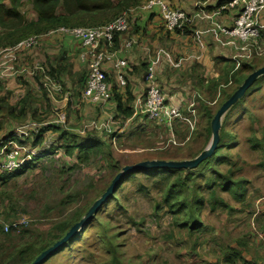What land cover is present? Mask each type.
Listing matches in <instances>:
<instances>
[{
	"label": "rangeland",
	"instance_id": "374dc122",
	"mask_svg": "<svg viewBox=\"0 0 264 264\" xmlns=\"http://www.w3.org/2000/svg\"><path fill=\"white\" fill-rule=\"evenodd\" d=\"M258 29L264 44V11L258 15ZM82 51L80 49L78 56ZM249 63L257 69L261 68L264 66V54ZM42 67L43 73L39 74L44 82L50 79L47 76L49 69L47 66ZM52 83L61 85L60 82ZM19 84L24 87L17 90L24 89V92L14 93L11 95L13 98L6 96L16 104L19 97H28L26 92L30 90V87L27 90L22 81ZM230 87L225 90L226 95L220 96L211 107L208 106L214 115L226 101L227 94L235 92L233 86ZM249 89L232 110L225 114L221 125L225 146L216 155L222 160L218 165L222 174L230 167L234 178L245 182L244 199L241 202L233 201L228 194H222L221 197L225 198L231 211L217 208L210 212L206 208L201 215L202 222L209 229L205 234L190 238L178 233L172 227L170 215L161 202L154 180L138 175L121 192L120 205L124 212H110L113 217L105 215L111 207V203L106 202L100 208L102 211L97 222L100 224L98 229H88L86 233L87 227L80 229L76 234L78 237L58 255L53 254L42 264H115L112 262L114 255L110 251L112 244L118 248L116 264H225L222 262L223 252L229 248L235 251L241 249L244 252L242 257L248 264H264V75ZM54 97L58 98L55 110L46 111V116L39 115L35 110L36 114L20 120V123H24L19 124V127H26L31 119L42 123L51 122L64 129L67 125L64 106L68 104L65 97L68 96L63 95L62 88L61 97ZM6 103L8 104L7 101ZM187 106L188 104L183 110ZM197 106L199 105L195 104L194 109ZM203 111L200 108L198 114L195 110V117L190 115V118L188 113H184L182 115L185 118H178L172 123L175 144L170 141V128L139 119L127 126L126 122L121 121L117 130L112 132L117 134L114 137L109 136L104 127L95 132L90 131L84 137L90 134L100 136L109 143L111 156L83 165L77 163L74 154H65L61 148L64 138L58 140V133L50 135L46 132V140L43 137V142L35 148L37 152H45L44 156L36 157V161L28 163L34 164L31 169H25V172L11 176L6 183L1 184L0 223L5 222L6 214L9 213L14 218L13 224H17L16 228L26 227L30 232L28 241L46 238L53 225L70 220L76 210L88 211L123 167L151 160H192L202 147L208 145H204L205 138L201 132L207 125ZM60 114L64 115V124L55 123ZM95 117L92 115L89 120L93 122ZM10 121L8 114L2 110L0 132L7 133L12 129ZM83 124L77 123L75 127H82ZM190 127H193V131L188 133V140L179 138ZM121 129L125 130L120 133ZM32 143L33 141L28 142L30 147L24 146L29 150L33 149ZM215 163L216 161H209V167L212 168ZM175 179L176 177L172 178ZM195 183L203 186V179H196ZM139 188H144L145 191L138 192ZM191 193L192 190L189 189V197ZM202 194L206 196L205 190ZM69 195L75 198L68 203L65 197ZM156 205L160 206V210L155 212Z\"/></svg>",
	"mask_w": 264,
	"mask_h": 264
},
{
	"label": "crops",
	"instance_id": "0c3cea01",
	"mask_svg": "<svg viewBox=\"0 0 264 264\" xmlns=\"http://www.w3.org/2000/svg\"><path fill=\"white\" fill-rule=\"evenodd\" d=\"M148 1L142 0L141 6L132 10L130 14L131 29L127 35L120 36L115 44L114 51H112L116 58L126 60L130 64V68L124 71L125 85L121 86L114 80L110 63L104 66L106 76H110V82L122 102H125L127 98L126 87L130 88L133 101L129 106L133 110V114L137 115L138 108L141 107L145 97V77L151 70L166 98L168 108L179 110V118H185L186 116L183 117L182 115L184 113H188V118H190L188 108L192 102L199 105L194 109L199 114L201 104L204 103L206 106L211 107L213 103L219 100L223 91L225 92L230 87L233 51L230 47L221 45L216 41L214 30L207 21H195L186 24L181 29V31L185 29L184 33H179L178 30L177 32L167 33L163 27L160 8L156 6L152 9H143L142 6ZM218 1L205 0V3L207 7L211 8ZM164 2L173 9H179L187 15H191L196 0H164ZM227 3L220 6L224 7V10L217 20L225 28L232 26L233 19L238 13L236 8L228 7ZM2 4L6 10L11 7L9 0H2ZM14 4L17 6V13L25 22L37 21L38 15L29 2L16 0ZM56 11V15H61L62 11ZM1 14H3V11L0 12V21L4 19ZM259 20H261L260 17ZM0 32H4L1 27ZM128 35L134 41V45L129 51L123 48V43ZM225 41L224 38V43ZM77 47L81 49L80 44L71 37L46 35L42 38L40 46L24 53L16 61L14 76L0 74V98H6V96L13 98L11 95L14 93L24 92V89L22 91L17 90L24 87L19 84L20 81L23 82L27 90L30 87V90L26 92L28 97H19L17 104L12 99L4 98L9 107L14 109L15 119L10 121L12 127L10 131L7 133L0 132V148L11 149L14 145L20 143L30 147L28 142L33 141L35 136L48 126H56L59 129L56 128V131L46 130L43 134L44 140H46V132H49L50 135L58 133V140H60L62 132L84 138L90 131L101 130V127L109 132V136L114 137L117 134L112 132L117 130V125L121 124V121L126 122L125 126L132 123L130 122L131 117L123 120L117 114L116 105L113 101L92 104L84 99L83 89H79L77 81L78 77H86L87 70L86 65L81 62L78 56L80 49ZM1 50L2 48H0V52ZM34 66H47L49 70H55L56 74L55 76L47 75L50 79L43 82L39 72H30ZM227 78L228 84L225 85L224 82ZM52 81L60 82L61 89L59 91L54 89L55 84ZM62 88L63 95L68 96V98L65 97V100L68 99V104L64 106V114L67 117V125L64 129L53 123L51 124V122L42 123V121L36 122L31 121V119L26 127H19V124L24 123L23 121L20 123V120L26 116H33L36 114L35 110L38 111L39 115L44 114L45 116L46 111L53 110L57 103L56 100H58L54 96L61 97ZM186 104H188V108L183 110ZM22 111L23 113L20 114ZM92 115L96 116L93 122L89 120ZM53 116L55 117L54 114ZM81 122L84 123L83 126L76 128L75 125ZM182 125L185 124L182 123ZM1 127L0 125V130ZM24 128H26L25 132L29 135L27 139L21 138V132ZM124 130L121 129L120 133ZM192 131L193 127H190L189 132ZM189 134L186 135L185 141L188 140ZM173 135L172 131L171 137ZM36 147L32 148L35 149ZM240 250L238 249L236 252L241 253V257L233 264H248L244 259L242 260L244 252Z\"/></svg>",
	"mask_w": 264,
	"mask_h": 264
},
{
	"label": "trees",
	"instance_id": "16d2710c",
	"mask_svg": "<svg viewBox=\"0 0 264 264\" xmlns=\"http://www.w3.org/2000/svg\"><path fill=\"white\" fill-rule=\"evenodd\" d=\"M9 1L11 7L6 10L4 9L2 0H0V12L3 11L1 17L4 18L0 21V27L4 29L3 33L0 32V48H2V50L13 48L23 40L34 36L46 35L48 32L61 27H101L122 16L124 13H128L129 11L139 8L142 4V0H26L32 5V9L38 15L37 21L27 23L17 13V6L14 4L16 0ZM228 1L230 2L231 0H219L214 7L210 8L205 6V9L206 11H214L219 9L221 5L227 3ZM203 2H205V0H196L195 3ZM56 10L62 11L61 15H56ZM129 31L124 34L116 33L114 35L113 45L110 48H107L106 44L102 42L103 50L109 52L114 51L113 49H115V44L120 36L127 35ZM180 31L181 30H178L179 33H184L185 29L181 32ZM130 39L133 38L128 35L125 41ZM129 68L130 64L128 69ZM256 70L257 68L255 65H252L249 62L243 63L242 67L238 71L230 74V86H233V89L236 91L248 75ZM230 71L232 72L233 68ZM246 72L248 73L245 74ZM55 74V70L50 69L48 71V75L50 76H55ZM86 79L87 71L85 78L78 77L77 83L79 85V89L84 90ZM106 82L110 88L109 101H113L116 105L117 114L122 117L123 120L130 118L133 114V110L129 106V104L133 101L130 88L128 86L126 87L127 98L125 102H122L120 96L116 94L115 88L110 82V76H107ZM224 83L225 85L228 84V78ZM249 90L250 89H248L245 94ZM232 94L233 93L227 94V98L225 100H227ZM224 95L226 94L223 91L222 96ZM200 107L204 110L203 114L207 119V125L209 124V126L206 125V127L201 131L205 138L204 145H207L211 136L210 121L213 119L214 114L204 103L201 104ZM232 108L227 112V114L232 110ZM1 109L8 114L10 119H15V116L13 115L14 109L10 108L9 105L6 104L4 98H0V111ZM22 113L23 111L20 114ZM56 128L59 129L56 126H48L47 128L41 130L35 136L32 147H36L43 142V134L46 130L50 129L52 131H56ZM188 133V130L183 132V135H179V138L185 140ZM219 136V143L210 159L204 160L197 166L196 169L192 171L151 169L131 173L125 176L121 180L111 199L108 201L111 203V207L109 208V212L105 215L113 217L112 213H121L125 211L120 205V199L122 198L121 192L126 188L128 183L134 182L138 175H144L147 178L154 180V184L160 194L161 202L166 206L167 212L170 215L172 227L176 228L178 233L186 234L190 238L205 234L209 230L208 226L201 220V215L205 209H210V212H214L217 208L228 211L230 210V207L225 202V198L221 197L222 194H228L233 201L240 202L244 199L245 194V182L234 178V173L230 167H228L223 174L220 172L221 169L218 165L222 162V160L218 159L216 155L219 150L225 146V143L223 142L222 128L220 129ZM63 138L64 143L61 148L65 151L66 155L71 156L74 154L78 164L83 165L95 159L111 156V147L109 143L103 141L102 138L96 134H90L87 137L81 138L67 132H62L60 140ZM204 148L205 147H202V149L195 154L193 159L198 156ZM209 161H216L212 168L209 167ZM33 166L34 164L25 165L23 169H20L19 171H16L15 174L11 175H8V173H1L0 176H3L0 177V186L2 183H6L11 176L15 177L20 175L25 172V169H31ZM173 177H176V179L172 180ZM199 178L203 179V186L195 183V180ZM189 183L191 184L189 185ZM189 189L192 190L190 197L187 194ZM203 190H205L206 196L205 194H202ZM144 191V188H139L138 190V192ZM3 195L4 194L2 193V196ZM74 198L75 197L71 195L65 197L68 203L73 201ZM158 210H160V206L156 205L155 212ZM101 211L102 210L100 209L98 213L92 217L89 222L90 224L85 229V233L88 229L93 231L94 229H98L100 227V224L97 222ZM86 212V209L76 210L70 220L53 225L48 234H46V238H38V240L36 239L32 242L27 240V238L30 237V232L26 230V227H19L10 230L8 233H4L3 224H9L14 220L9 213L6 214L5 222L2 224L0 223V264H32V262L43 251L47 250L55 242L60 240L73 225L79 222L82 217H84ZM76 237L78 236L75 235L70 241H68L67 244L60 248L55 253V256L56 254L58 255L62 249L70 244V242ZM82 241H85L84 238ZM110 251L111 254L114 255L112 256V262L116 264L118 248L112 244L110 245ZM240 257L241 253H237L229 248L226 252H223L222 262L224 261L225 264H233V262L239 260Z\"/></svg>",
	"mask_w": 264,
	"mask_h": 264
},
{
	"label": "built area",
	"instance_id": "2783aa9c",
	"mask_svg": "<svg viewBox=\"0 0 264 264\" xmlns=\"http://www.w3.org/2000/svg\"><path fill=\"white\" fill-rule=\"evenodd\" d=\"M159 7L161 10L163 27L167 32L173 33L181 30L186 24L195 21H207L214 30L216 41L221 45L228 46L232 49L233 54L231 61L233 71H238L243 63L251 62L260 58L264 54V44L260 39L258 29V15L264 9V0H231L227 3L230 8L238 10L237 16L233 19V24L229 28L221 26L217 21L224 7L214 11H206V3H195L194 11L187 15L184 11L169 7L164 0H149L143 9H152ZM124 13L112 22L97 28H58L46 35H63L76 40L83 50L79 56L82 63L86 65L87 79L83 90V97L92 104H102L110 99V88L106 82L107 76L104 66L111 64L113 75L119 85H125L124 71L128 69L129 63L115 57V54L101 49L102 42L107 48L112 47L114 35L116 33H126L130 30V14ZM44 35V36H46ZM44 36H34L21 41L13 48H8L0 52V74L14 76V64L26 52L33 50L41 45ZM224 38L226 39L224 43ZM134 41L132 39L124 41L123 48L127 51L132 49ZM37 71L43 73L42 66H34L30 72ZM24 73V72H22ZM231 84V81L230 83ZM55 90H60L59 85L54 86ZM145 97L141 107L138 108L137 115L132 114L130 122L145 120L155 124L163 125L170 128L172 132V123L180 117L177 109H169L167 101L156 81L153 72L150 70L145 77ZM195 104L189 105V114L195 117ZM56 124H64V115L57 116ZM22 129L23 139L29 135ZM175 144L174 137L170 139ZM45 152H37V149H27L23 144H16L11 149L6 147L0 148V174L12 173L19 171L28 163L33 162L36 157L44 156ZM36 161V160H35ZM17 224H3L4 233L16 229Z\"/></svg>",
	"mask_w": 264,
	"mask_h": 264
},
{
	"label": "water",
	"instance_id": "95a60500",
	"mask_svg": "<svg viewBox=\"0 0 264 264\" xmlns=\"http://www.w3.org/2000/svg\"><path fill=\"white\" fill-rule=\"evenodd\" d=\"M264 75V66L257 69L248 75V77L243 81V83L237 88V90L220 106L216 111L213 119L210 122L211 129V138L206 146V148L200 152L192 160L184 161H165V160H151L143 161L131 166L123 167L112 179L108 188L103 192L99 199H97L86 212L84 217L73 225L65 235L55 242L50 248L43 251L33 262L32 264H42L46 259L55 254L60 248L68 243L80 229L86 228L89 225L90 220L94 215L98 213L101 206L108 202L113 196L114 192L118 188L121 180L131 174L145 170L151 169H161V170H194L197 166L202 163L204 160L210 158L213 152L216 150L217 145L220 140L219 132L222 125V120L225 114L240 100L245 92L252 87L258 78Z\"/></svg>",
	"mask_w": 264,
	"mask_h": 264
}]
</instances>
